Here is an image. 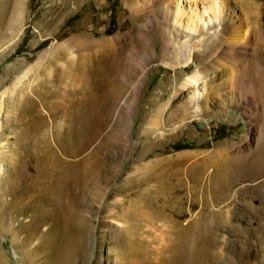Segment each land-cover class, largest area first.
I'll return each instance as SVG.
<instances>
[{
  "label": "rangeland",
  "instance_id": "obj_1",
  "mask_svg": "<svg viewBox=\"0 0 264 264\" xmlns=\"http://www.w3.org/2000/svg\"><path fill=\"white\" fill-rule=\"evenodd\" d=\"M64 1L0 0V264H264V0H165L161 13L154 0ZM234 34L252 42L250 113L226 99L234 65L212 46ZM83 41L107 47L100 70L74 66ZM177 57L192 67L176 80L165 62ZM193 72L197 86H182ZM167 77L155 124L149 100ZM177 88L199 93L188 130ZM180 153L193 174L167 162ZM224 156L240 167L229 184L212 163Z\"/></svg>",
  "mask_w": 264,
  "mask_h": 264
},
{
  "label": "bare ground",
  "instance_id": "obj_2",
  "mask_svg": "<svg viewBox=\"0 0 264 264\" xmlns=\"http://www.w3.org/2000/svg\"><path fill=\"white\" fill-rule=\"evenodd\" d=\"M69 1L70 0H65L64 3L67 4V3H69ZM96 1L100 2L102 4V7H105L107 4H111L113 0H96ZM239 1L241 2L242 6L245 8H248L250 3H251L250 0H239ZM165 6H166L165 0H154L150 3L151 9L158 11V12L160 11V13ZM153 16H154L153 20H150V21L154 22V24L156 23L159 25L160 22L157 19L158 15L155 13ZM209 21H207V22H209ZM257 21H258V19L255 18V22H257ZM186 27L192 31H194L196 29L194 25L189 26V22L187 23ZM82 28H87V26L84 24L82 26ZM207 31H209V30H207ZM200 32L201 33L203 32L202 29L200 30ZM233 37L234 38L232 40L227 41L226 39L223 40V38L220 36L213 41L214 43L212 44V46L213 47L215 46L216 52L218 53V55H220V57L232 62V64L234 65V70L231 72V78L228 82V84L230 86V91L225 93L226 99L232 103L237 102L239 105H241V108L243 109V111L245 113H250L251 111H249V110H251L252 108L257 110V108L259 107L261 100H262L260 95H259V92L257 90H255V88L253 86V84H255L256 82L254 81V83H253V79H252L251 75L249 74V72L247 71V69L245 68V64H244L245 59L247 58V56L250 55V53H249V52H251L250 50H252V48H251L252 42H251V39L249 37H247L245 34L242 37H239L238 34H234ZM89 44L90 43L88 41H83L82 43H80L77 46V49L74 50V51L78 52V56L81 58V60L78 63L74 64V66L76 68H78L79 70L81 69L84 72H89V73L92 72L93 73L95 71H98V69L100 70V68H99L100 63L104 59L103 51L107 47H102L98 43H95L92 45H89ZM162 48H164V51H165V48H167V47L163 46ZM162 48H161V50H162ZM194 56H195V53H194ZM146 59L148 61L150 59V57L147 56ZM165 64L172 65L174 67V70H175L174 74H175L176 80L179 79L180 77H182V75L185 73V71H187L188 69H190L192 67V65L187 60V58H178L177 57L176 60L171 59L169 62H165ZM179 67L181 69H178ZM218 70L219 69L214 68L213 71L216 74H218ZM75 78L80 80L81 79L80 73H77ZM208 81H211V80H208ZM198 82H199V74L197 72H193L192 74L187 76V78L182 83L183 84L182 86H184V85L189 86L190 85L192 87H196ZM161 84H162L161 93L154 94L152 96V98L149 100L150 106H156V108L154 109V112L151 115H149V116L153 117V119H154L153 121L155 124H158L159 121H162V116H163L164 111H165V106L162 107L161 101L165 100V98L167 97V91L171 87L170 86V80L168 77ZM192 91L193 92L188 99L185 96L181 97L180 94H181L182 90L177 88L175 94L172 97V99L173 98L177 99L178 97H180V99L178 101L180 104L177 108L176 114L174 115V119L177 121H180L179 124L181 127L179 128V130H181V129L182 130H184V129L188 130V129H191V127H192V121H189V122L186 121V118L190 115V110L188 111V108L190 107V104L193 103L194 100L197 99L196 98V94H197L196 90L193 89ZM86 92H88V91H86ZM92 93H85V97L87 99L89 98V99L93 100L96 97V95H94ZM198 95H199V93L197 94V96ZM201 96L202 97L200 100V102H201L200 105H201V107H203V106H205L204 102L207 101L208 98L206 99V97H204L203 95H201ZM81 98L82 97H80V93H78L75 97V100H76V103L81 105V107H82V106H84V104H83L84 102L82 101ZM92 104H94V102ZM197 106H198V104H196V107ZM167 118L168 117L165 114L164 122L167 121ZM201 143H203V142H201ZM82 147L83 146L81 144L78 149H72L71 150L70 148H63V150H61V156L65 155V156L74 158L82 151ZM150 152L153 153L154 148L145 149V152L143 154L142 153L137 154V157L142 156V155L145 156L146 154L150 155ZM95 153H97V152H95ZM93 155L95 156L96 154L90 153L89 155L86 156L87 158H83L82 160H72V161L79 164V165L85 164L87 161H88L87 163L93 162L91 159L94 157ZM218 155L219 154H217L215 157H217ZM184 156H185L184 154L180 153V154L170 155L166 158L167 162L172 164V167H173L172 170L175 171L177 175H178V173L180 174V172L182 171L181 168H183V167L186 169L187 173L193 174V171H192L193 163L188 162V159H186V161H185ZM157 158H159V157H157ZM93 160H94V158H93ZM212 161H213L212 163L214 164L213 166L215 167V173L214 174L215 175H219V173L225 174L227 184L231 183L234 180V176L239 174L240 167L236 166L233 162H231L230 158L228 156H224L223 158L221 157L219 159L212 160ZM95 163H96V161H95ZM44 170L46 173H52L53 172L55 174L56 168L54 169V166L52 164L48 163L44 167ZM186 171H185V173H186ZM90 172H91L90 169L86 168L85 171H83V172L80 170V172H78V174L76 176H74V175L70 176L69 175L68 176L69 187L71 189H74V185H75L74 182L79 183V181L77 179H81L82 175L84 176L85 174H88ZM150 177H152V176H149L148 179Z\"/></svg>",
  "mask_w": 264,
  "mask_h": 264
}]
</instances>
